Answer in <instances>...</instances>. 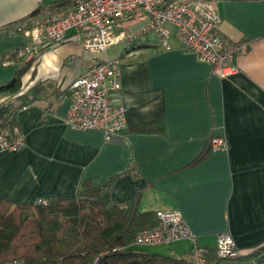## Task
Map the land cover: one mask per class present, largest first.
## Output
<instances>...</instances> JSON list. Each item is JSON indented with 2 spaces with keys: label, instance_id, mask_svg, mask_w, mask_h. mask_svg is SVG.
<instances>
[{
  "label": "crops",
  "instance_id": "1",
  "mask_svg": "<svg viewBox=\"0 0 264 264\" xmlns=\"http://www.w3.org/2000/svg\"><path fill=\"white\" fill-rule=\"evenodd\" d=\"M207 1L216 5L219 34L248 45L229 77L185 50L172 25L169 50L149 33L89 52L69 31L65 42L21 60L17 51L28 40L20 26L37 10L64 11L76 0H0V88L32 59L20 77V94L28 90L32 101L15 112L24 145L0 152V198L33 205L76 198L83 183L111 184L102 201H133L140 213L178 211L210 253L216 235L230 233L238 256L218 263L209 256V264H264V0ZM145 23L136 13L117 30L129 35ZM105 61L116 62L119 88L111 99L126 124L107 137L65 122L71 84ZM13 99L0 93V108ZM212 137L222 138L226 150H210ZM144 250L186 256L190 243Z\"/></svg>",
  "mask_w": 264,
  "mask_h": 264
},
{
  "label": "built area",
  "instance_id": "2",
  "mask_svg": "<svg viewBox=\"0 0 264 264\" xmlns=\"http://www.w3.org/2000/svg\"><path fill=\"white\" fill-rule=\"evenodd\" d=\"M136 13L146 17L143 26L129 35L117 30L118 21ZM220 22L215 3L207 0H76L64 11L30 16L19 28L28 42L17 56L21 60L37 58L44 49L65 42L69 31L75 32L76 40L89 52H102L117 43L127 45L149 33L156 35L161 49L169 50L171 34L167 26L172 25L174 37L185 50L196 54L215 75L229 77L238 72L235 58L244 55L248 45L221 36ZM118 88L115 61L93 64L71 84L65 122L77 130L101 131L106 137L121 132L126 128L123 109L111 99ZM23 145L16 127L0 128V152L16 151ZM208 146L213 151L226 150V143L219 137L209 139ZM40 203L46 204V200ZM155 215L157 224L139 231L131 247L145 249L186 240L190 243V264H209L208 251L199 246L178 211H157ZM214 250L221 259L238 256L227 232L216 235Z\"/></svg>",
  "mask_w": 264,
  "mask_h": 264
},
{
  "label": "trees",
  "instance_id": "3",
  "mask_svg": "<svg viewBox=\"0 0 264 264\" xmlns=\"http://www.w3.org/2000/svg\"><path fill=\"white\" fill-rule=\"evenodd\" d=\"M31 60L21 65L11 87L0 88L14 97L0 108V128H14L16 109L32 101L29 92L19 91ZM110 185L90 188L83 183L76 198L47 199L46 204L0 198V264H190V253L163 255L131 247L139 231L157 224L156 215L138 212L133 201H102ZM209 256L215 263L223 260L215 250Z\"/></svg>",
  "mask_w": 264,
  "mask_h": 264
},
{
  "label": "water",
  "instance_id": "4",
  "mask_svg": "<svg viewBox=\"0 0 264 264\" xmlns=\"http://www.w3.org/2000/svg\"><path fill=\"white\" fill-rule=\"evenodd\" d=\"M14 84V79H12L5 87H11Z\"/></svg>",
  "mask_w": 264,
  "mask_h": 264
},
{
  "label": "rangeland",
  "instance_id": "5",
  "mask_svg": "<svg viewBox=\"0 0 264 264\" xmlns=\"http://www.w3.org/2000/svg\"><path fill=\"white\" fill-rule=\"evenodd\" d=\"M21 88V87H20ZM23 89H20L19 91L22 92ZM28 91V90H27ZM27 91H25L27 93Z\"/></svg>",
  "mask_w": 264,
  "mask_h": 264
}]
</instances>
